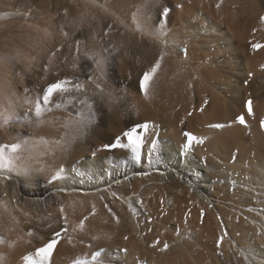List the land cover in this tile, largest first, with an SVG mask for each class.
Instances as JSON below:
<instances>
[{"label": "bare ground", "instance_id": "1", "mask_svg": "<svg viewBox=\"0 0 264 264\" xmlns=\"http://www.w3.org/2000/svg\"><path fill=\"white\" fill-rule=\"evenodd\" d=\"M52 1L2 0L0 57L22 55L17 51L22 34L24 41L33 40L41 46L52 41L53 21L60 12H68V17H59L60 49L43 54L44 69L59 66L60 71L43 69L39 76L42 92L49 83L67 79L72 81L69 92L77 97L74 85L86 83L96 67L95 61L87 58L93 55L97 60L108 57L101 75L113 97L110 102L97 101L103 119L76 138L71 137L74 124L69 117H77L78 112L94 116L95 109L89 113L85 106L78 107L75 115L43 113L44 123L33 111V134L25 140L4 126L12 123V112L21 106L29 110V102L34 105L35 101H0V144L27 142L26 147L32 149L27 167L18 160L12 171L0 168V264H23L22 257L34 252L48 236L46 225L59 220L61 206L77 242L75 246L64 242L61 254L54 255L55 264H70L77 258L91 261V253L99 247L106 248L109 256L117 247L127 248L126 264H264V130L260 127L264 119V47L255 51L251 47L252 43L264 45V24L259 21L264 0ZM178 3L183 9L175 7ZM166 6L173 9L170 17L151 28L148 16L152 10ZM10 9L20 12L14 15ZM22 18L27 23L21 27L16 19ZM29 23L36 32L42 26L41 36L30 35L24 26ZM23 27L28 31L24 33ZM82 28L86 35L74 39ZM161 51L167 55L158 70L155 90L151 99H144L137 91L138 76ZM83 59L87 61L84 69L80 66ZM4 69L8 70L0 67V77L8 78ZM4 85L0 84V92ZM205 99L208 104L200 111ZM247 99L253 101L254 114L249 116L242 107ZM240 114L245 115L248 127L235 123L223 129L209 127L229 124ZM129 119L154 125L150 138H158L163 146L155 168L150 169L146 161L142 165L122 163L128 154L121 150L93 157L92 152L119 135ZM183 132L204 139L187 156L181 154ZM57 140L66 141V147L70 141L76 142L70 152L71 164H67L65 150L62 156L58 154ZM23 155L28 156L27 151ZM45 167L54 174L59 172L51 185L41 170ZM40 184L49 186L48 196L56 193L54 207L41 201ZM18 190L31 200L23 199L20 204L15 194ZM112 192L122 199H113ZM141 199V215L134 218L128 202L135 206ZM105 203L119 216L122 223L118 229L103 207ZM93 205L95 216L90 215ZM85 216L84 231L72 233L71 228ZM109 228L110 239H91L106 234ZM225 231L227 235L217 247L216 241ZM29 232H33L31 237ZM157 240L159 244L152 247ZM165 243L169 248L160 251ZM240 251L250 259L246 261Z\"/></svg>", "mask_w": 264, "mask_h": 264}, {"label": "snow or ice", "instance_id": "2", "mask_svg": "<svg viewBox=\"0 0 264 264\" xmlns=\"http://www.w3.org/2000/svg\"><path fill=\"white\" fill-rule=\"evenodd\" d=\"M149 3V0H145V4ZM220 5L217 4V7ZM176 8L183 9L184 5L182 3H178ZM173 11L171 6H166L163 8H157L156 12V18L155 20L151 21L150 27L155 28L156 25L160 24L162 22V18H168L171 15V12ZM7 15V14H5ZM259 21L261 24H264V15H261L259 17ZM66 35V34H65ZM79 44L80 42L77 41V50L79 51ZM252 49L255 51L257 49H260L264 47V45H261L259 43H252L251 44ZM185 56L187 55V49L185 47ZM167 55L166 52L161 51L159 53V56L157 57V60L148 68L142 71V73L138 76L137 80V91L143 96L144 99H151L152 93L154 92V85L157 82V74L158 70L162 67V61L164 60L165 56ZM89 60H94L96 67L93 68L90 72V74L87 76L86 80L87 82L84 84L76 83L74 85L76 92L78 93L76 100L84 105L89 113H92L95 109V115H88L83 116L82 113L78 112L77 117H69V120L74 124V127L71 132V137L76 138L81 135H84L87 133L89 127L93 125H98L99 122L104 117V112L101 110L99 103L97 101L99 100L100 103H103L105 99H107L109 102L111 101L113 97V92L108 90L106 86L104 85V77L101 75V73L104 72L103 64L106 60H108V57H103L99 60L95 58L93 55H88L87 57ZM11 60L8 58L0 57V65H4L7 63H10ZM73 68L76 67L75 63L72 65ZM264 68V66H262ZM45 71L48 72H58L60 71V67L57 66L55 68H45ZM4 76L7 75V73L3 74ZM251 73H249V77H251ZM13 78H19L21 80L24 79V73H12ZM5 82V79L3 77H0V84H3ZM72 81H69L67 79H58L54 82H51L47 85L45 89H43L42 92V103L38 100L35 102L34 105L30 103L29 112L30 114L34 111V116L40 120V123H44V120L42 119L44 112H51V108L49 107L50 102L52 101L54 94L56 93H68L70 91L68 85L71 84ZM89 85H91V89L89 88ZM28 91L27 89L25 90ZM89 92L91 94L89 95ZM80 97H85V99H81ZM123 99V97H121ZM91 101V103H89ZM68 103H72L71 100L68 101ZM208 101L205 99L203 101V104L200 107V111H204V108L207 106ZM63 107V104L57 103L55 104V108L60 109ZM134 107V105L132 106ZM242 107L244 110H246L247 115H253V101L251 99L244 100L242 102ZM249 108H251V113H249ZM109 111H111V108H109ZM189 116L192 115V113H188ZM83 116V118H81ZM181 123H184V121H181ZM232 123L248 127V124L246 122V118L244 114L237 115L235 117V120L233 122H230L229 124H223V123H215L210 124V128L214 129H223L225 127L232 126ZM130 125V126H129ZM37 127L39 124L36 125ZM260 127L262 130H264V119H261L260 121ZM150 128H154V125H151L149 122H139V121H132L128 120L125 124V129L119 134L116 135L106 143H102L94 152H92L93 157H96L98 153L105 152V153H113L114 150H121L122 152H126L128 155L123 157L122 163H131L133 165H142L143 163H147L148 167L155 168L159 165L160 161L157 157V154L162 151V145L159 142L158 138H150L154 133L150 132ZM183 136L185 138V142L181 145V154L187 156L190 154L193 150L194 145H201L204 143V139L201 137H198L197 135L191 133V132H183ZM43 143L47 144V141H43ZM27 142H24L23 144L21 142H12V143H4L0 144V168L8 169L9 171H12L15 167V161H21V165L23 167H27V160L31 156L32 149L26 147ZM67 146L66 141L57 140L55 142V148L58 151V154L60 156L63 155L64 150ZM27 151L28 156H24L23 153ZM233 159H235V155H233ZM108 167L107 165L105 166ZM20 169H17L19 171ZM42 171L46 172V183L51 185L59 178V172L53 173L51 171H47L46 167L41 169ZM143 175H148L147 172H142ZM163 174V173H161ZM11 178L6 177V179ZM36 183H39L37 180ZM234 183V182H232ZM191 186V182H190ZM112 198L113 199H122L116 192H112ZM101 200H104L105 197L101 196ZM143 204V200H137L135 202V206L131 201L128 202V208L131 212L132 216L134 218H138L141 215V211L139 206ZM211 207V205H209ZM105 209H107L109 215L111 216L112 221H114V226L118 229L121 226V220L119 216L115 212L112 211V209L109 207L107 203L103 205ZM60 212V218L59 220L53 224L48 223L46 227L50 230L47 237H45L44 241L41 243V246L36 247L34 252H29L28 254L24 255L22 257L23 264H55L54 261V255L55 254H61L60 249L63 246V243L66 242L67 245L75 246V243L77 242L73 235L70 233V222L67 215H65V209L63 206L59 209ZM27 215V213L25 214ZM91 216L96 215V207L95 205L92 206V210L90 213ZM204 213L201 211V217H203ZM220 219V217H217ZM88 220V217L85 216L83 219L79 221V224L76 227L71 228V232L75 233L78 230L83 232L85 222ZM148 223L151 222L149 219L147 221ZM59 225V227H58ZM139 226V225H137ZM223 227V224H221ZM151 231V229H149ZM112 229L109 228L104 235H93L91 239L93 241H103L108 240L111 238ZM179 234V233H178ZM259 235V233H257ZM28 235L31 237L33 235V232H29ZM227 235V232L225 231L221 237H219L216 241L217 247L220 246L221 241L224 239V236ZM125 240L128 239L127 236L124 237ZM82 242V241H80ZM157 244H159V241L157 240L155 243H153L151 246L156 247ZM95 247V246H94ZM264 247V245H262ZM169 248V245L165 243L163 245V248L160 249V251H166ZM128 255V249L127 248H120L117 247L115 252L112 256L108 255V250L103 247L96 248L95 251L91 253V261H85L82 259H73L71 260L70 264H126V258ZM239 255L243 257L246 261L250 259V256L246 255L244 251H240Z\"/></svg>", "mask_w": 264, "mask_h": 264}, {"label": "rangeland", "instance_id": "3", "mask_svg": "<svg viewBox=\"0 0 264 264\" xmlns=\"http://www.w3.org/2000/svg\"><path fill=\"white\" fill-rule=\"evenodd\" d=\"M54 2V0L52 1ZM2 0H0V4H2ZM156 9H153L152 12L150 13V16H148V19H150V21L155 20L156 18ZM8 11H11L10 13L12 14H17L19 13V9H10ZM154 12V14H152ZM20 16V14H19ZM69 13H62L60 12V14H57V18L53 21L56 28L54 29V31H52L50 33L51 36V40L50 42H48L47 44H43L44 46H41L40 44L37 45L36 43L33 42V40H28L25 39V41L23 40L24 38H18L20 40H16L19 46V50H17L19 53H21L22 55H17L15 54H11V62L4 64V65H0L4 67H6L5 70L7 71L8 78H4L6 80V82L3 83V85L6 83L7 86L4 85V88H2V91L0 92V101L2 102H15V101H19V102H23L26 101L28 98L33 99L35 102H37L38 100L42 103V87H41V83H40V75L44 69V65L46 64V62L44 61L43 57H44V53H53L57 50H59V41H60V35H59V30L61 28V22H60V18L59 17H68ZM26 19H16V21H18L17 23H22L20 26L22 27L23 24L27 23L26 21H24ZM59 22V23H58ZM33 24H26L24 26H27L29 31L23 30V28L21 30L24 31V33L26 31H28L30 33V35H34L37 36L36 34L39 33V30L42 29L41 27H37L38 32H36V27L32 28ZM18 26V25H17ZM41 28V29H40ZM43 30V29H42ZM44 31H42L43 33ZM45 35V33H43ZM42 34V37H43ZM86 35V30L85 29H78L74 39H80L81 36H85ZM41 36L40 34H38V37ZM22 39V40H21ZM23 43H22V42ZM44 41V39L42 40ZM46 42V41H44ZM42 42V43H44ZM26 44V45H25ZM35 46H34V45ZM29 46V48H28ZM31 46V47H30ZM40 46V47H39ZM25 47V48H24ZM27 47V48H26ZM14 53V50H13ZM25 53V54H24ZM20 57V58H19ZM25 57V59L21 62L19 61L20 59H23ZM16 58V59H15ZM18 58V59H17ZM9 59V58H8ZM25 61V62H24ZM20 64V65H19ZM24 65V66H23ZM80 66L82 69H84L87 66V61L86 60H82L80 63ZM9 71V72H8ZM23 72L24 73V79L21 80L18 77L17 78H13L12 73H20ZM11 73V74H10ZM51 82V81H48ZM47 82V83H48ZM28 90L27 92L25 90ZM71 100L72 103H68V101ZM57 103H61L63 104V107L60 109L55 108V104ZM84 105L80 104L77 100L76 97L72 94V93H56L54 94V97L52 99V101L50 102L49 107L51 108V112H44L46 113V115L53 113V112H59V111H64L67 112L71 115H75V110L78 107H83ZM29 110L26 107H20V109H18L17 111H15L14 113L12 112L11 115H13V121L11 124H8L4 127H7L8 132L12 133V134H17L20 133L22 135V138L28 139L30 136H32L33 134V126L35 123L32 122V120H30L33 116V113L30 114V112H28ZM87 116L89 115L88 113L86 114ZM28 121V122H27ZM76 142L70 141V144L68 147L65 148V152L68 155V159L66 160L67 162L69 161V163L67 164H71V161L73 160V158L71 157V151L74 149V144ZM70 155V156H69ZM72 158V159H71ZM11 186H9V190L8 193L9 195L13 194V190L10 189ZM38 190L40 191V199L42 198V202L44 201L46 205H50V206H55L57 203L55 200V194L53 193L50 196H48L49 194V186L48 185H37ZM16 197L18 198V201H20L19 203H23L24 200L23 199H27L31 200L29 196H25V195H20L22 194V192H20L19 190L16 191ZM53 195L52 199L50 200V197ZM59 195V194H58ZM61 195V194H60ZM12 196V195H11ZM21 196V197H20ZM24 196V197H23ZM27 197V198H26ZM29 208V206H27Z\"/></svg>", "mask_w": 264, "mask_h": 264}]
</instances>
